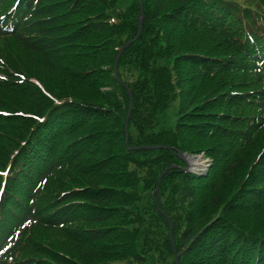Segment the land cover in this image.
<instances>
[{
    "label": "trees",
    "instance_id": "obj_1",
    "mask_svg": "<svg viewBox=\"0 0 264 264\" xmlns=\"http://www.w3.org/2000/svg\"><path fill=\"white\" fill-rule=\"evenodd\" d=\"M56 1L59 0L52 3L0 0V37L10 35L19 45L38 52L55 49L58 40L72 33L54 28L62 27V13L56 11ZM74 1L88 10L90 18L79 26L78 33L79 38L90 40L82 42L85 48L81 51L68 52V64L61 73L65 79H60V83L72 84L71 89L62 93L56 85H51L58 82L53 80L49 84L45 79V83L40 77V85L29 81L19 84L15 74L0 80V96L11 95L9 99H12L18 93L28 98L24 102L33 105L28 107V114L35 116L15 120L23 123L20 130L23 140L17 149L22 152L15 159L17 168L12 172L25 174L27 168L33 170L34 166V174L37 171L40 174L34 180L33 193L25 194L31 201L38 197L50 176L60 172L68 177V187L56 190L47 202L52 209L45 221H41L63 232L76 225L75 244L85 248L79 256L53 248L52 251L61 253L55 259L46 257L49 262H44L40 256L32 261L34 264H176L169 221L155 201L152 211L150 203L141 208L137 170H146L145 187L156 189L161 172L179 161L178 152L197 149L196 141L201 143L231 134L228 124L235 125L237 118L229 109L248 93L245 87L248 78L264 79L261 74L264 72V0H255L259 10L244 8L245 18L253 23L245 27L244 35L240 34L245 39L242 45L232 40L236 34L231 32V27L230 36L223 34L224 42L235 49L236 60L226 64L222 78L230 82L240 74L226 72L237 62L238 70L246 73L240 81L226 84V88L234 85L243 90L230 93L213 90V94L217 91L230 95L208 102L203 109L198 100L207 92L201 90L197 97L196 78L202 72L213 71L211 65L216 63L209 61V42L219 32L216 26H227L237 4L233 0H143L142 34L119 60V77L134 97L128 145L125 131L120 138L118 131L120 127L125 129L130 97L115 78L114 61L121 46L138 33L139 0H133L119 25L110 21L114 17L105 14L109 0ZM231 56L218 59L228 60ZM109 63L113 67L112 94L101 91L104 85L100 70ZM249 68L257 74L248 75ZM12 69L18 70L15 66ZM14 87L18 90L13 91ZM177 89L181 101L180 121L175 131L180 137L161 128L172 111ZM259 98V105L264 108V91ZM1 100L2 105L5 102ZM219 106L226 111L215 110ZM156 127L161 129L155 130ZM149 145L169 148H132ZM209 152L213 157L219 154L209 173L200 176L171 169L163 177L158 192L161 198L168 189L167 182L173 184L169 194L160 199V205L175 226L173 237L179 264H264V233L256 231L258 227L264 230V224L248 222L245 214L252 211V204L236 205L230 185L241 161L229 163L221 171L226 152L221 148ZM203 192L212 193V198L203 200ZM232 195L234 198H229ZM26 207L15 205L21 214L14 227L20 232L40 221L42 214L38 207L23 209ZM259 211L262 210L256 212ZM17 247L15 243V252ZM7 252L0 254V264L8 261ZM14 257L13 253L11 259ZM32 261L20 256L22 264H33Z\"/></svg>",
    "mask_w": 264,
    "mask_h": 264
},
{
    "label": "rangeland",
    "instance_id": "obj_2",
    "mask_svg": "<svg viewBox=\"0 0 264 264\" xmlns=\"http://www.w3.org/2000/svg\"><path fill=\"white\" fill-rule=\"evenodd\" d=\"M237 4L236 13L231 15V20H228L226 27L216 26L215 29L219 32L217 36L209 42V56L212 64L213 71L210 73H201L197 75L195 82V92L197 97L200 96V91L204 90L207 94H202L198 102L201 109L205 108L207 104H210V101L217 99H225L231 91L236 92L235 90H243L241 87L232 85L231 87L226 88V84H234V82L240 81L242 75L244 77L245 71H239V67L232 65L229 71L230 75H235L240 73L235 77L234 80L226 82V79L222 78L224 75L223 68L226 64H232L236 58L233 54L236 53L235 49H231L228 44L224 42L223 34L230 36L229 28L231 27L232 33H235L236 36L233 37V41L237 42L238 45H242L245 39L240 34L244 35L245 27L252 26L253 21H247L245 18L244 8L250 7L254 10L261 9L256 5L255 0H233ZM46 3H52L53 0H45ZM133 0H109V7L106 9L105 14L111 18V22H115L119 25L122 23V15L127 11L130 4ZM74 0H62L56 1L55 4L57 7V12L62 13L61 17L62 27H54L60 32L71 31L72 33L66 35L56 43L55 49H48L43 52H38L36 50L26 49L23 46L19 45L13 37L10 35L0 37V80H7L13 74L15 77L18 76L19 84H24L27 81L38 84L39 77L44 81L45 79L50 84L54 81L58 83H53L51 85H56L58 90L62 93H66L67 90L71 89L72 84L65 86L60 83V79H65L62 69L68 64V52L81 51L84 49L82 42L90 40L88 37L79 38L78 28L80 25L87 22L88 10L82 7L81 4L76 3ZM54 4V5H55ZM230 22V25H229ZM242 26V28H241ZM233 28H236L233 30ZM223 36V37H222ZM45 37H43L44 39ZM70 39L74 40L73 43L69 41ZM230 39V37L228 38ZM55 43V44H56ZM230 43V42H229ZM44 46V45H43ZM84 47V48H83ZM232 55L228 60L227 59H218L226 55ZM238 54V52H237ZM241 54V53H240ZM45 55V56H44ZM247 67H251L250 64L246 63ZM12 66H15L18 70H13ZM111 64L104 65L101 68V82H103V87L101 91L104 93L111 92L113 93V81ZM249 68L248 75L257 74L254 69L251 72ZM261 74H264L261 71ZM239 77V78H238ZM247 77V76H245ZM238 78V79H237ZM263 80V81H262ZM45 82V81H44ZM46 83V82H45ZM243 86L245 85L244 78L242 79ZM40 85V83H39ZM50 85V86H51ZM246 91L244 97L241 98L240 103L232 109H229L233 114L236 115L237 121L235 125L228 124V127L231 128L229 131L231 134L222 137H216L211 141L206 142H197L194 144L197 149L195 150H181L180 152L186 155L201 156L205 161V168H198L191 172L205 175L210 172L212 166L216 163V158H218V153L213 157L210 155L209 151L215 152L221 148L226 152L224 158L222 159V168L221 171L226 170V165L229 163H237L241 161L240 166H238L236 172L230 179V185L233 186L232 191L234 192L235 204H244L249 202L252 204V211H248L245 216L247 217L248 222L254 223L255 225L264 224V108L259 105L261 103L260 96L264 91V79H249L245 85ZM55 89V87H53ZM222 89L228 91L229 93H217L213 94V90ZM16 91L15 87L12 89ZM20 91V90H19ZM177 97L173 101L172 111L170 112L168 120L164 123V126L161 127L165 131L170 133L176 132V136L180 137L181 134L175 131L177 122L180 121L178 110L180 107V91L177 89ZM212 92V93H211ZM209 93V94H208ZM11 95H2L0 100L5 102L0 104V118H3L0 121V245L8 239L11 234L16 233V240L14 242L18 244L17 252L13 249L14 258L10 259L8 264H22L20 262V256L28 258L29 260H34L36 257H43L44 262H49L47 258L55 259L56 254H61L59 252L52 251L53 248L61 250L63 252H69L72 255L79 256L82 254L85 248L79 247L75 244L78 239L74 235L75 226L71 225L70 230H64L65 232L53 228L48 224L44 223L43 220L48 216L49 210L52 209L47 205V202L54 197V193L60 187H68V177H65L64 174L61 175L60 172L55 173L53 176H50L48 181L43 185V190L34 200H28L30 195L33 193V183L34 180H38L40 174L38 171L34 174L33 170L27 168L26 173L23 174L19 171H16L14 174L12 172L13 168H17L15 164V159L18 155H21V149H18L20 142V130L23 126V123L20 121H15L17 118H27L35 117L32 114H28V107H33L32 104L25 103L24 101L29 100L26 97L17 95L9 99ZM4 98V99H3ZM121 100H123L121 98ZM210 102V103H208ZM215 110L226 111L225 107L219 106ZM110 111V110H109ZM31 113V112H30ZM128 115V112H127ZM127 118V116H126ZM158 128V129H161ZM157 127L155 130H158ZM126 134V130L123 127H120L118 138L121 135ZM128 136H129V123H128ZM224 139V140H223ZM120 141V140H119ZM188 143V142H186ZM212 146V147H211ZM10 156H9V155ZM8 155L9 157H7ZM215 158V159H214ZM240 158V159H239ZM179 161H175L178 166H185V162L178 157ZM188 162V160H187ZM183 163V164H182ZM189 165V162H188ZM191 167V163L189 165ZM193 167V165H192ZM131 169L136 170L134 167ZM148 169V168H146ZM181 170V169H180ZM138 177L140 179L139 193L141 195V208L146 206V203H150L151 206L155 201H157V206L162 208V203L160 199L166 197L171 189H173V184L167 182L168 189L165 192V195H162L160 198L159 194L156 193L154 199L152 198L155 189H148L145 187V177L146 170H137ZM250 175V178L248 177ZM21 177L19 181L18 178ZM159 178V177H158ZM242 184L241 187L239 184ZM239 186V187H238ZM238 187V188H236ZM260 188V189H259ZM253 190V191H250ZM260 190V193L257 194V191ZM249 191V192H246ZM26 194V195H25ZM230 196L229 198H234ZM145 196H148L146 198ZM203 200L207 201L212 198V193H202ZM227 201V199H226ZM33 202V203H32ZM161 204V205H160ZM15 205H26L28 207L23 209H29L31 207H38L42 211L40 221L37 223L29 224L27 228H24L20 231H16L14 226L18 225L19 215L21 212L15 209ZM45 208V210L43 209ZM213 207V206H211ZM222 208V206H220ZM212 210V209H211ZM215 210V209H213ZM212 210V211H213ZM257 210H262L256 212ZM217 213V212H216ZM28 224V222L26 223ZM259 232L264 230L261 227H258ZM82 232V231H81ZM15 246V245H14ZM23 249V254L19 255V250ZM34 264V261H32ZM112 264V263H111ZM123 264V263H122Z\"/></svg>",
    "mask_w": 264,
    "mask_h": 264
},
{
    "label": "water",
    "instance_id": "obj_3",
    "mask_svg": "<svg viewBox=\"0 0 264 264\" xmlns=\"http://www.w3.org/2000/svg\"><path fill=\"white\" fill-rule=\"evenodd\" d=\"M140 3V7H141V13H140V23H139V31L138 34L135 38H133L132 40H130L129 42H127L126 44H124L121 49L119 50L116 58H115V62H114V74L115 77L117 78V80L120 82V84L126 88V90L128 91V94L130 96V107H129V111H128V115H127V119H126V142L128 144V140H129V136H128V123H129V119H130V115L133 109V95H132V91L130 90V88L126 85V83H124L123 81L120 80L119 78V73H118V64H119V60L120 57L122 56L123 52L130 46L132 45L135 41H137L140 36H141V31H142V26H143V21H144V9L142 6V0H139ZM157 148H168L167 146H162V145H155V146H143V147H138L137 149H157ZM177 156L182 159L185 162V166L180 167L178 165L175 164H171L170 166H168L159 176L158 178V182H157V188L155 190V192L153 193V196L155 197V194L159 191L160 185H161V181L163 179V177L166 175V173L174 168H181L184 170H189V165L187 162V156L186 154L182 153V152H178ZM156 205H157V201H156ZM162 214L167 218V220L170 223V233H169V237H170V242L172 244L173 250H174V256H175V261L176 264H179V258H178V254H177V248L175 245V241H174V237H173V233H174V225L171 222L169 216L167 215V213L164 210H161Z\"/></svg>",
    "mask_w": 264,
    "mask_h": 264
},
{
    "label": "bare ground",
    "instance_id": "obj_4",
    "mask_svg": "<svg viewBox=\"0 0 264 264\" xmlns=\"http://www.w3.org/2000/svg\"><path fill=\"white\" fill-rule=\"evenodd\" d=\"M188 160H189V163H191V166L193 165V168L195 169L206 167L205 161L202 159L201 156L189 155Z\"/></svg>",
    "mask_w": 264,
    "mask_h": 264
}]
</instances>
